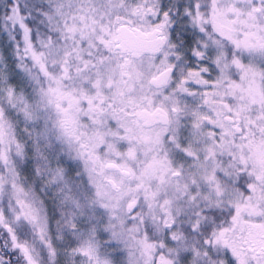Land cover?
<instances>
[{
  "label": "snow or ice",
  "instance_id": "1",
  "mask_svg": "<svg viewBox=\"0 0 264 264\" xmlns=\"http://www.w3.org/2000/svg\"><path fill=\"white\" fill-rule=\"evenodd\" d=\"M0 264H264V0H0Z\"/></svg>",
  "mask_w": 264,
  "mask_h": 264
}]
</instances>
